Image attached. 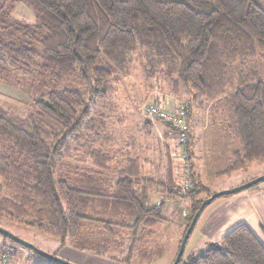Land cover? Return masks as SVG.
Returning <instances> with one entry per match:
<instances>
[{"label":"trees","instance_id":"obj_1","mask_svg":"<svg viewBox=\"0 0 264 264\" xmlns=\"http://www.w3.org/2000/svg\"><path fill=\"white\" fill-rule=\"evenodd\" d=\"M20 1L33 23L10 16ZM257 58L264 62V0H0V81L22 87L46 77L23 116L0 112V219L61 246L101 229L129 238L130 251L142 247L163 219L159 199L194 198L197 182L189 179L181 194L170 162L120 141L97 108L108 110L116 83L139 59L147 78L190 96L187 116L211 104L226 119L237 145L226 171L241 170L264 161ZM43 259L34 264H57ZM178 264H264V244L241 223Z\"/></svg>","mask_w":264,"mask_h":264},{"label":"rangeland","instance_id":"obj_2","mask_svg":"<svg viewBox=\"0 0 264 264\" xmlns=\"http://www.w3.org/2000/svg\"><path fill=\"white\" fill-rule=\"evenodd\" d=\"M10 16L17 21L29 24L34 22L33 13L21 1L15 5ZM255 62L260 73L264 74V62L259 58ZM160 80L161 78H147L142 68V62L135 59L128 75L123 76L111 92L108 110L101 105L97 108V112L105 113L107 124L120 138V141L132 139L134 141L132 149L135 151L143 149L144 157L150 160L162 157L164 166L168 161L170 162L174 171L175 184L182 191L181 194L187 192L192 186L183 189V183L191 180L192 172L195 176L197 183H195L194 198L180 196L178 197L179 202L173 206L171 200L175 198L167 196L163 200L159 199L161 201L155 204L157 207L161 206L163 219L152 229V236L147 243L130 251L129 238H112L111 235L109 236L100 229L87 232L85 236L80 237V241L66 239L61 246L60 240L47 236L34 227L6 218L0 219V227L41 251L72 264H92L90 259L93 258L96 259L93 264H167L171 259L172 263L185 234L186 220L191 213L193 202L196 199L203 201L214 193L238 187L264 175V161H251L241 170L226 171L233 158L232 151L237 145L227 130L226 119L214 113L211 104L202 110L192 108L191 115L187 116L191 138L190 156L187 150L185 153L179 148L177 150L175 142L168 137L169 127L167 124L148 116L145 107L152 100L163 101L165 104L175 101L176 104L184 102L190 96L171 94L168 84L160 83ZM44 81H46L44 75L33 79H24L21 83L22 87H16L13 83L14 80L13 82L0 81V112L23 116L29 109L31 98L37 97L42 91L45 92ZM162 88L164 89L162 90ZM251 174L257 175L241 182V178H249ZM233 182L241 183L231 186ZM257 184L263 185L264 180ZM224 196H218L203 208L184 247L182 255L184 259L189 255L197 256L203 253L212 244L209 238L200 236L196 232L197 226L208 215L209 208L221 201V197ZM209 204L211 205L209 206ZM1 245H7L6 249L0 247V252H5L8 256L6 264H34L37 260H44L31 249L21 246L0 233Z\"/></svg>","mask_w":264,"mask_h":264},{"label":"crops","instance_id":"obj_3","mask_svg":"<svg viewBox=\"0 0 264 264\" xmlns=\"http://www.w3.org/2000/svg\"><path fill=\"white\" fill-rule=\"evenodd\" d=\"M191 174V179H195L193 172ZM256 175L251 174L249 178H241V182L251 179ZM241 182H233L231 186ZM178 200L179 198L171 200V204L174 206L179 202ZM241 223L246 224L264 244V184H257L242 191L221 197V201L209 208L208 215L200 221L196 232L200 236H205L209 238V241L214 242L220 240L224 234ZM95 260V258L90 259V262L93 264ZM171 260L167 264H170Z\"/></svg>","mask_w":264,"mask_h":264},{"label":"built area","instance_id":"obj_4","mask_svg":"<svg viewBox=\"0 0 264 264\" xmlns=\"http://www.w3.org/2000/svg\"><path fill=\"white\" fill-rule=\"evenodd\" d=\"M171 102V105H170ZM146 114L150 117L161 120L169 126V136L179 145L178 148L184 153L185 145L189 138V125L187 123V106L184 102L169 101L166 104L163 101H154L146 104ZM190 181L183 183L182 188L190 187ZM8 256L5 252H0V264H6Z\"/></svg>","mask_w":264,"mask_h":264},{"label":"water","instance_id":"obj_5","mask_svg":"<svg viewBox=\"0 0 264 264\" xmlns=\"http://www.w3.org/2000/svg\"><path fill=\"white\" fill-rule=\"evenodd\" d=\"M262 180H264V175L260 176V177H257L243 185H240L238 187H235V188H232V189H228V190H224V191H220V192H217V193H214L212 194L210 197L206 198L205 200L202 201V203L200 204V206L198 207V209L196 210V212L194 213L186 231H185V234L183 235L182 239H181V242L179 244V247H178V250H177V253H176V256L173 260V262L171 264H178L179 260L181 259L182 255H183V251H184V247L186 245V242L188 240V237L192 231V229L194 228L195 224H196V221L200 215V213L202 212L203 208L208 204L210 203L211 201H213L215 198H217L218 196H221V195H229V194H232V193H235V192H238V191H241L247 187H250L254 184H257L259 182H261ZM0 233L2 235H4L5 237L17 242L18 244H20L21 246L23 247H26V248H29L31 249L32 251H34L36 254H38L39 256L47 259V260H50L54 263H57V264H72L70 262H67V261H64L52 254H48V253H45L43 251H41L40 249H38L37 247H35L34 245L18 238L17 236H15L14 234H12L11 232H9L8 230L6 229H3L0 227Z\"/></svg>","mask_w":264,"mask_h":264}]
</instances>
